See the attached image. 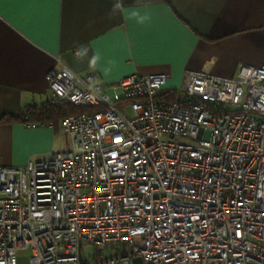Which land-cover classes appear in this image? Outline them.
<instances>
[{
    "label": "built area",
    "instance_id": "1",
    "mask_svg": "<svg viewBox=\"0 0 264 264\" xmlns=\"http://www.w3.org/2000/svg\"><path fill=\"white\" fill-rule=\"evenodd\" d=\"M167 77L46 72L49 103L96 110L61 117L67 148L0 165V264H264V61Z\"/></svg>",
    "mask_w": 264,
    "mask_h": 264
},
{
    "label": "crops",
    "instance_id": "2",
    "mask_svg": "<svg viewBox=\"0 0 264 264\" xmlns=\"http://www.w3.org/2000/svg\"><path fill=\"white\" fill-rule=\"evenodd\" d=\"M264 61V0H0V165L43 160L70 145L61 115L20 119L51 97V68L110 84L131 73L186 70L235 78Z\"/></svg>",
    "mask_w": 264,
    "mask_h": 264
},
{
    "label": "trees",
    "instance_id": "3",
    "mask_svg": "<svg viewBox=\"0 0 264 264\" xmlns=\"http://www.w3.org/2000/svg\"><path fill=\"white\" fill-rule=\"evenodd\" d=\"M96 110L95 107H78L73 105H63L57 106L49 103L48 101L36 108L34 106L26 108L24 112L21 113L19 116L20 119L23 117H27V121L39 120L41 122L49 120V119H56L58 116H64L68 114H78L82 112H90ZM18 117V116H17ZM17 117L12 115H3L0 117V122H8L16 119Z\"/></svg>",
    "mask_w": 264,
    "mask_h": 264
},
{
    "label": "rangeland",
    "instance_id": "4",
    "mask_svg": "<svg viewBox=\"0 0 264 264\" xmlns=\"http://www.w3.org/2000/svg\"><path fill=\"white\" fill-rule=\"evenodd\" d=\"M207 135H208V132H206V136ZM88 251H92V248L89 247L87 249V252ZM30 255H31L30 251H20L18 253V263L19 264H31L29 260Z\"/></svg>",
    "mask_w": 264,
    "mask_h": 264
},
{
    "label": "water",
    "instance_id": "5",
    "mask_svg": "<svg viewBox=\"0 0 264 264\" xmlns=\"http://www.w3.org/2000/svg\"><path fill=\"white\" fill-rule=\"evenodd\" d=\"M133 264H142L140 257H136L133 259Z\"/></svg>",
    "mask_w": 264,
    "mask_h": 264
}]
</instances>
